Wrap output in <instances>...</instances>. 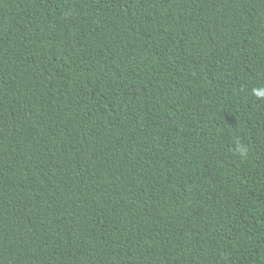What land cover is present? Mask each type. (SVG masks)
Listing matches in <instances>:
<instances>
[{"label": "trees", "instance_id": "16d2710c", "mask_svg": "<svg viewBox=\"0 0 264 264\" xmlns=\"http://www.w3.org/2000/svg\"><path fill=\"white\" fill-rule=\"evenodd\" d=\"M253 89L264 0H0V264H264Z\"/></svg>", "mask_w": 264, "mask_h": 264}, {"label": "clouds", "instance_id": "9594fccd", "mask_svg": "<svg viewBox=\"0 0 264 264\" xmlns=\"http://www.w3.org/2000/svg\"><path fill=\"white\" fill-rule=\"evenodd\" d=\"M253 95L257 96L258 98L264 99V89H253ZM235 145L236 146L234 151H236L241 156L246 155L247 147L242 142L237 140L235 142Z\"/></svg>", "mask_w": 264, "mask_h": 264}]
</instances>
